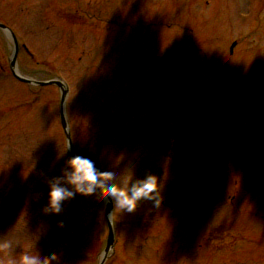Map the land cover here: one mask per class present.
I'll use <instances>...</instances> for the list:
<instances>
[{"label":"rangeland","instance_id":"374dc122","mask_svg":"<svg viewBox=\"0 0 264 264\" xmlns=\"http://www.w3.org/2000/svg\"><path fill=\"white\" fill-rule=\"evenodd\" d=\"M260 2L0 0L12 19L11 27L37 55L32 59L20 49L21 74L39 81L61 76L69 86L66 115L74 145H82L79 155L85 156L83 152L90 150V144L96 147L87 135L81 134L83 127L92 123L88 127L92 125L93 132L98 133L96 138L106 135L111 142L109 132L113 131L112 143L116 144V148L108 146L101 156L96 149L90 150L99 170L115 167L123 175L131 168L137 179L151 174L158 180V202L141 200L134 212L121 211L114 205L112 224L118 241L107 264H238L228 263L232 256L243 264H255L250 255H260L264 264V218L259 214L264 209V101L260 106H250L244 97L252 88L264 94V13L258 19L256 11ZM238 37L246 41L230 55L228 48ZM12 48L11 39L0 31L2 66L7 65ZM5 76L8 74L0 71V126L4 127L0 155L9 139L16 145L26 142L27 149L18 153L21 165L11 163L10 170L22 168L15 171L24 172L19 184L27 187L26 192H17L18 186L12 184L0 191V240L13 243L11 249L0 248V264L12 257L18 260L33 245L45 254L57 253L59 264H99V251L109 232L103 197L97 192L77 194L63 203L60 214L52 215L43 212L48 203L47 182L39 193L28 188V181L39 180V169L42 174L48 172L52 179L61 174L69 159L60 124V92L55 87H33L27 92L26 87L13 84L12 75L11 83ZM253 77H257V84L246 87ZM153 99L154 106L164 114L171 112L175 99L184 112H193L187 117L198 125L199 136H193L190 142L194 147L213 149L209 153L194 149L207 154L203 155L206 162L196 170L197 176L194 171L187 172L192 164L186 155L167 163L140 150L134 140L124 146L126 132L140 127L142 121L135 114L132 118L129 102L152 104ZM232 101L235 108L253 114L232 122L225 108ZM97 109L98 113L94 111ZM208 109L206 116L195 119L199 112L206 114ZM116 115L119 125L117 117L113 118ZM16 117L22 124L17 131L13 128ZM7 120L8 130L3 126ZM235 134L245 151L238 152L234 146L237 152L231 175L237 178L241 189L233 197L234 187L225 166L230 136ZM40 141L50 148L42 146V155L41 151L32 154L33 145L41 144ZM53 150L58 155L47 158L46 153ZM209 160L217 161L218 167L208 175L204 170ZM35 162H43L44 168L35 166ZM172 174L184 189L195 187L187 180L198 181L192 194L187 193L191 199L178 195L182 185L175 182ZM8 176L3 171L0 180L5 182ZM205 188H211L209 194ZM229 193L236 207L229 205L228 198L227 207L223 208L220 200ZM243 211L254 215L242 217L247 214ZM203 214L205 228L199 223Z\"/></svg>","mask_w":264,"mask_h":264},{"label":"clouds","instance_id":"9594fccd","mask_svg":"<svg viewBox=\"0 0 264 264\" xmlns=\"http://www.w3.org/2000/svg\"><path fill=\"white\" fill-rule=\"evenodd\" d=\"M68 149L69 146L66 152ZM47 185L48 203L43 212L52 215L60 214L63 203L77 194L87 196L100 190H104L106 198L114 201L116 208L127 212H134L141 200L158 202L159 197L158 180L154 175L146 174L144 178L137 179L131 168L123 175L115 167L101 171L92 159L81 155L69 158L61 174L48 180ZM12 247L11 241L0 240V248ZM59 259L57 253L45 254L33 245L28 251L21 253L18 260L12 257L4 261V264H59Z\"/></svg>","mask_w":264,"mask_h":264},{"label":"water","instance_id":"95a60500","mask_svg":"<svg viewBox=\"0 0 264 264\" xmlns=\"http://www.w3.org/2000/svg\"><path fill=\"white\" fill-rule=\"evenodd\" d=\"M54 84H57L58 86L60 85V84L57 83V82H54ZM62 103H63V101H62ZM63 125H64V127L66 128V124H65L64 121H63ZM110 210H111V207L108 206V208H107V213H109ZM112 240H113V238H112V236H110V238H109V242H108V246H109V247L112 245Z\"/></svg>","mask_w":264,"mask_h":264}]
</instances>
